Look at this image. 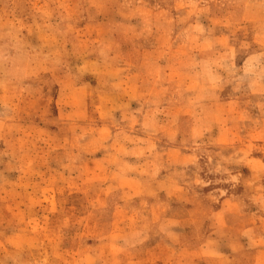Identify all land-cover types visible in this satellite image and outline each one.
<instances>
[{"label": "rangeland", "instance_id": "374dc122", "mask_svg": "<svg viewBox=\"0 0 264 264\" xmlns=\"http://www.w3.org/2000/svg\"><path fill=\"white\" fill-rule=\"evenodd\" d=\"M0 264H264V0H0Z\"/></svg>", "mask_w": 264, "mask_h": 264}]
</instances>
